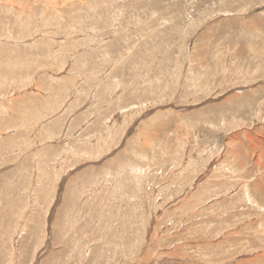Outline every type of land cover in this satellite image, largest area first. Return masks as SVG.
Listing matches in <instances>:
<instances>
[{"label":"rangeland","instance_id":"1","mask_svg":"<svg viewBox=\"0 0 264 264\" xmlns=\"http://www.w3.org/2000/svg\"><path fill=\"white\" fill-rule=\"evenodd\" d=\"M0 264H264V0H0Z\"/></svg>","mask_w":264,"mask_h":264}]
</instances>
